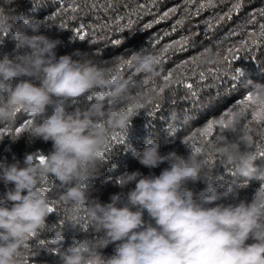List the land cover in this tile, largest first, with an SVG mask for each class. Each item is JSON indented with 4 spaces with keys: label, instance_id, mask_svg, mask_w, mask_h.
I'll use <instances>...</instances> for the list:
<instances>
[{
    "label": "clouds",
    "instance_id": "clouds-1",
    "mask_svg": "<svg viewBox=\"0 0 264 264\" xmlns=\"http://www.w3.org/2000/svg\"><path fill=\"white\" fill-rule=\"evenodd\" d=\"M9 3H0V37L11 33L18 51L0 57V128L10 130L5 135L12 142L27 135L29 143L32 138L50 141L51 150L25 154L23 166L15 155L11 162L0 160V264H30L29 257L37 254L28 242L45 230L53 186L57 199L82 210L87 220L82 237L63 250L50 249L59 253V264H264V190L258 188L248 201L238 199L240 187L249 180L261 182L264 174V163H256L253 133H220L207 145L211 162L190 150L161 154L155 127L142 147L134 148L124 139L131 119L151 106L153 94L142 81L161 75L156 54L141 47L123 67L79 52L57 56L61 41L40 31L44 21L10 10ZM211 55L209 49L206 58ZM261 62L264 56L255 60ZM241 86L264 100V83L244 79ZM21 116L31 123L17 134ZM187 120L178 110L169 113L174 125ZM116 132L123 137L116 150L130 152L147 168L165 167L158 175L119 174L117 186L134 182V187L101 203L90 197L88 186L110 158H103V150ZM37 154L44 156L42 162ZM197 182L204 187L194 192L189 185ZM145 210L151 222L143 218ZM63 222L50 226L51 235L38 244L63 242ZM109 244L111 252L103 254Z\"/></svg>",
    "mask_w": 264,
    "mask_h": 264
},
{
    "label": "trees",
    "instance_id": "trees-1",
    "mask_svg": "<svg viewBox=\"0 0 264 264\" xmlns=\"http://www.w3.org/2000/svg\"><path fill=\"white\" fill-rule=\"evenodd\" d=\"M65 7L70 0H64ZM80 4L81 11L75 14L76 19H68L73 13L68 12L67 15L63 11H57L60 7V0H45L42 4H33L32 0H10L8 8L14 12H23L26 16L34 17L44 21L40 31L49 36L50 38H58L61 43L56 48L57 56L62 54H73L79 52L80 54L92 56L105 63H113L117 57H127L132 51L146 47L152 50L156 55L161 52L165 44H169L173 40L179 39L181 35L187 34L188 30L192 26H196L198 30L202 32L204 25L202 21L209 16H213L216 13H223L227 10L230 0H226L225 3H220L217 0L216 6L213 9H205L200 15L192 16L190 13L194 10L195 5L190 7V11L186 16L185 23L182 26H177V30L172 32V25L175 20L183 13L186 5L183 0H156L155 5H148L147 0H135V4L143 3L146 5L144 9L138 10L136 15L129 16L125 10L127 5L128 9L135 6L133 0H113V6L107 8L108 0H88L86 6L85 0H75ZM2 3V0H0ZM91 3H96L95 10L91 8ZM101 3H103L106 11L101 10ZM173 6H179L178 11L166 19L156 22V18L162 15L164 11ZM264 9V0H244L241 10L237 13H233L231 19H226L211 34V39H206L195 49H187L185 51H175V49L169 50L164 58L159 63L162 68V72L166 74L168 69H171L180 60L186 59L189 55L194 54L197 51L208 47L215 50L216 41H220V48L223 50L226 46L236 43L245 35L244 32H240L236 36H231L229 33L233 29H238L244 24V22L250 18V14H255L257 21L259 22V11ZM57 13L55 18L52 17V13ZM116 15H121L124 18V23L128 22V19L133 21L130 29H122L121 32H117L115 29L117 25L115 23L109 24L106 28L92 29L88 27L93 24H107L109 20H114ZM49 19H46V18ZM63 21L68 25L67 28H60V23ZM84 24L85 32L88 33L85 39H79L73 35L72 29L78 28L80 24ZM151 23L150 28H144L145 24ZM249 26V27H254ZM168 32V35H165ZM31 34V33H30ZM95 37V38H93ZM102 37V39H101ZM155 37V43H151V39ZM113 39H119L120 43L114 45L111 43ZM15 41L11 39V33H8L0 37V57L8 55L11 57L14 54ZM258 54L255 58L252 54ZM264 56V47L253 48L251 53L241 52L238 58L233 61L234 68H238L242 73L240 75V85H242L244 79H251L253 82L264 83V62L260 64L255 63V60ZM73 58H78L74 56ZM26 77L13 78V83L17 79H25ZM225 82V83H221ZM38 83V81H37ZM208 83L211 85L214 82L209 78ZM221 91L226 83H230L229 77L223 75L220 81ZM242 87V86H241ZM243 91V88H242ZM216 88L203 89L200 94V103L193 105L191 101L176 105H170L165 103L159 112L153 117L147 116L146 112L141 111L131 119L130 126L126 132L124 142L131 144L134 148L139 149L142 147L144 138L149 134L151 128L155 127L157 131V139L160 141L161 154L166 153L169 150L175 149L178 153L184 154L188 149L183 144L184 137L188 136L191 131L205 122V117L211 118V114L216 113L218 118V112L216 108L202 109L201 104L205 103L209 96H214ZM183 90H179V95H183ZM235 98H239V94L235 95ZM234 102V98L229 96L226 103ZM178 110L182 115H188L187 122L181 121L176 125V131L167 132L169 121V113L171 110ZM187 109V113L183 111ZM162 117L167 118L162 119ZM25 117L18 118L17 123H20ZM254 140L256 134L253 132ZM29 136L21 135L15 142L10 141L7 135L0 138V160H8L11 162L13 155L20 161L21 166L24 163L25 154H30L39 151L42 154H47L51 150V142L43 141L40 138H32V142L29 143ZM123 137L109 145L110 152L103 155L107 163L100 168L101 175L97 177L94 182L88 186L89 195L92 198H97L101 203L109 202L110 196L119 191L127 192L130 187H134V182L121 189L114 183L115 177L125 171L139 170L143 175H158L159 172L165 167V164L161 163L155 168H147L141 165L130 152H120L116 150L122 144ZM115 150V151H114ZM113 154V155H112ZM256 163L259 165L264 163V159L257 156ZM217 171L226 178H231L229 173H226L223 168L217 169ZM110 177L111 179H106ZM50 182V178L49 181ZM222 182V181H221ZM260 182L258 180H249L246 184L238 189V199H244L248 201L252 198L254 192L259 188ZM194 192H198L204 187L202 183L190 184ZM4 185L0 184V196L3 195ZM59 190L54 186L49 193L51 201L57 199ZM69 212L72 207L68 205ZM83 216L82 210L79 213ZM143 218L151 222V218L148 216L146 210L143 212ZM62 219L63 227L65 229V240L58 246L38 244V240H42L45 235L50 236L51 232L48 230L50 226L56 225L57 222ZM68 218L65 215L63 209L59 214L53 212L46 218L45 230L38 237L33 238L28 243L32 251L37 252L36 255L30 256L31 251H26V257H29L30 264H59V253L50 251L51 248L59 247L63 250L69 246L74 238H80L84 235L83 228H86L81 221H73L77 224L73 225L67 221ZM91 235V234H89ZM112 245L109 244L100 251L103 254L111 252Z\"/></svg>",
    "mask_w": 264,
    "mask_h": 264
},
{
    "label": "snow or ice",
    "instance_id": "snow-or-ice-1",
    "mask_svg": "<svg viewBox=\"0 0 264 264\" xmlns=\"http://www.w3.org/2000/svg\"><path fill=\"white\" fill-rule=\"evenodd\" d=\"M37 0H34V4ZM148 5H155L156 0H147ZM220 3H225L226 0H219ZM244 0H230L229 6L223 13H216L213 16H209L202 21L204 28L202 32L198 30L196 26L189 28L187 34L181 35L179 39L171 41L169 44H165L163 49L159 54L156 55V61L158 63L164 58V56L171 49L175 51H185L187 49H195L206 39H211V34L217 26H219L226 19H231L233 13H237L241 10ZM135 4V0H133ZM186 7L183 13L175 23L172 25V32L177 30V26H182L185 23L187 14L190 11V7L195 5L194 10L191 11L192 16H198L205 9H213L216 6L217 0H183ZM87 6L88 0H85ZM113 6V0H108L107 8ZM97 7L96 3H91V8L95 10ZM145 4H135L131 9L125 6V10L128 12L129 16L136 15L138 10L144 9ZM179 6H173L168 8L162 13V15L157 16L156 22L163 20L171 16L178 11ZM101 10L106 11L103 3H101ZM57 11H63L65 15L68 12L73 13L68 19L75 20V14L81 11L80 4L76 3L75 0H70L65 7L64 0H60V7ZM57 13H52L51 18H55ZM259 22L255 14H250V18L247 19L242 26L238 29H233L229 35L236 36L240 32H244L245 35L242 39L234 44L226 46L221 50L220 41H216V47L213 51L211 57L206 58L209 52L208 47L203 48L194 54L189 55L186 59L180 60L171 69H168L166 74L161 73L158 79L152 80L148 77L143 78V86L145 91H151L153 96L150 98V108L147 109L146 114L149 117L156 115L159 110L162 109L165 103L170 105H176L178 102L185 103L191 101L193 105L200 103V94L203 89L216 88V93L214 96H209L205 103L201 104L202 109L216 108L218 112V118L216 113L211 114V118L205 117V122L202 126L194 128L191 133L184 137L183 144L190 150L193 154L203 155L207 162H211L213 159L211 152L208 150L207 145H210L211 141L215 139L220 133L225 132L228 134H234L240 130L246 132H255L256 139L254 141L255 154L261 159H264V100H258L255 98L251 91L246 90L240 85V70L234 68L233 61H235L241 52L251 53L253 48L264 47V9L259 11ZM46 19H49L48 17ZM124 18L121 15H116L114 20H109L107 24H93L88 27L92 29L106 28L109 24L115 23L117 25L116 31L121 32L122 29H130L133 21L128 19L127 23H124ZM254 27H249L253 26ZM68 25L63 21L60 23V28H67ZM85 25L80 24L78 28H73V35L79 39H85L88 33L85 32ZM151 23L145 24L144 28H150ZM165 32V35H168ZM95 38V37H93ZM102 39V37H101ZM155 37L151 39V43H155ZM112 44L118 45L120 43L119 39H113ZM255 57V54H252ZM114 63L117 67H123L127 63V57H117ZM226 69V70H225ZM227 75L229 77L230 83H226L223 91H221V83H216L220 81L221 76ZM214 82L209 84L208 80ZM243 88V91H242ZM179 90H183V95H179ZM239 94V98H235V95ZM229 96L234 98V102L226 103ZM187 113V109H184ZM186 119L189 116L185 115ZM162 119H166L162 117ZM30 120L22 119L19 125L14 129V131L19 134L27 126L30 125ZM10 130L6 128H0V136L7 134ZM167 132H175L176 125L168 121ZM121 133H113L108 137L103 155L110 152L109 145L113 142L118 141L121 138ZM35 159L38 161H43L44 156L42 154H37ZM230 170V169H227ZM49 178H45V184H47ZM261 190H264V174L260 177ZM63 209L65 215L69 220H79L85 226L87 225L86 217L80 216V209L72 208L69 212L68 204L64 201L54 199L51 201L49 211L51 213L55 212L59 214ZM63 222L62 219H60ZM44 244V241H40ZM91 264H99V261H92Z\"/></svg>",
    "mask_w": 264,
    "mask_h": 264
}]
</instances>
